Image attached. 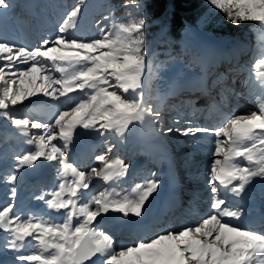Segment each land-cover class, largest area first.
Instances as JSON below:
<instances>
[{
	"label": "snow or ice",
	"instance_id": "snow-or-ice-1",
	"mask_svg": "<svg viewBox=\"0 0 264 264\" xmlns=\"http://www.w3.org/2000/svg\"><path fill=\"white\" fill-rule=\"evenodd\" d=\"M208 3L225 13L232 25L253 22L264 33V0ZM131 4L135 15L126 12L125 19L114 20L110 28H100V35L91 38L69 34L78 27L84 0L67 10L56 34L37 47L18 46L0 33V117L26 138L24 143L35 145L34 151L15 157L14 171L0 176V183L10 185L9 202L0 206V232L7 234L0 247L15 253L19 264H264V216L259 223L249 224L242 219L247 213L240 206L249 186L257 179L264 181V49L256 62L259 86L253 84L249 90L257 110L225 114L228 97L222 95L220 105H216L221 113L218 123L175 129L182 136L197 138V143L215 137L208 178L210 210L198 222L142 238L139 230L146 206L160 181L147 179L135 184L131 192L122 191L112 182L128 175L130 165L124 160L98 154L95 160L99 166L90 170L71 161L69 146L77 129L104 137V143L119 138L121 144L137 124L141 131L155 136L174 131L163 126L166 97L157 93L155 98L160 103L151 102V81L162 65L148 59L147 22L139 14L143 0H131ZM12 7L11 0H0V15ZM45 61L55 67L59 77L49 71ZM179 88L178 83L170 84L166 95L176 94ZM74 93L78 94L76 102L48 122L13 115L9 110L37 95L57 101L62 97L72 100ZM180 115L175 124L181 122ZM30 129L39 131L31 133ZM55 141H61L62 146ZM115 146L110 144L108 153ZM41 160L53 166L58 184L35 197L44 202L48 212L29 211L25 215V210L17 211L15 204L19 174ZM94 179L109 187L92 193ZM221 189L225 190L223 198ZM229 194L235 202L229 201ZM109 213L119 214L115 220L120 227L138 233L133 243L115 246L112 232L105 230L104 218ZM26 244L34 248L30 254L22 252Z\"/></svg>",
	"mask_w": 264,
	"mask_h": 264
},
{
	"label": "rangeland",
	"instance_id": "rangeland-1",
	"mask_svg": "<svg viewBox=\"0 0 264 264\" xmlns=\"http://www.w3.org/2000/svg\"><path fill=\"white\" fill-rule=\"evenodd\" d=\"M28 0H11L14 6H19V11L13 10V7L7 11L6 14L0 15V33L6 35L10 42L18 46L37 47L43 39L54 36L58 29L65 12L74 6L73 0H50L45 6H37L34 9H24ZM87 2V0H86ZM88 5H84L86 8ZM26 8V7H25ZM44 8V9H43ZM86 8H83L82 13L85 15ZM24 9V11H23ZM43 9V12L41 11ZM90 12V10H88ZM21 17L24 20L18 21ZM102 17V16H101ZM55 18V20L53 19ZM98 18V16L96 17ZM95 18V19H96ZM81 15L78 22V27L69 34L77 35L85 38L99 36L100 28H110L113 21H120L118 18L109 17L108 20H102L100 23L91 26H85L80 32ZM208 35V34H207ZM210 36V35H208ZM200 35L196 37H185L182 39L185 48L200 49L201 46L217 43V39L210 42V37ZM219 39V38H218ZM238 39L222 40L221 44L227 47H235L236 44H241ZM209 44V45H207ZM204 47H202L203 50ZM261 50H258L257 55L250 61L245 70V74L235 77L230 80L226 86H222L217 94L209 96L208 102L201 99L190 98V93H183L181 96H165L163 100V118L164 127H173L174 131L166 135L155 136L147 131H141L139 124L135 125V131L127 136L124 143H119V138H113L104 143L105 138L99 137L97 134L85 131L84 129H77V135L72 145L69 146V156L71 161L81 169L90 170L92 166H99L95 160L98 154H106L112 158L122 159L130 165L128 175L121 181L112 182V186L119 190L131 192L132 188L137 183H142L147 179H158L160 187L158 191L150 198L147 204L143 220V227L139 230V235L142 238L148 239L155 235L157 232L166 229H179L185 224H194L198 222L201 215L210 210V188L208 185L209 170L211 162L214 159L210 155L214 151V136H208L196 142L195 137H185L176 131V128H186L188 126H211L216 124L221 119V113L216 105H220L222 95H227V107L223 109L225 114H246L250 111L257 110L254 103L249 98V90L251 85L259 86V81L256 77V62L261 58ZM221 53H225L221 49ZM3 63V62H0ZM48 65L49 71L59 77L55 67L49 62L45 61ZM17 67L23 68L24 65ZM186 84L192 86L198 85L197 75L194 74L190 78H182ZM169 82V80H167ZM152 85V84H151ZM155 93L151 91L152 103L159 104L160 101L155 97L157 93L163 95L168 92L169 85L167 84L165 90L158 92L157 85ZM203 88V86H202ZM153 87H151V90ZM227 89H232L228 92ZM153 92V93H152ZM222 93V94H221ZM72 100L62 97L60 100L53 101L48 97L37 95L30 97L21 105L11 106L15 114L19 111H28L31 119L50 121L54 114L60 110H67L70 108L78 98V94H71ZM184 96V97H183ZM172 99V100H170ZM172 101L170 107L168 102ZM193 101L194 103L188 104L186 102ZM215 102V104H214ZM208 106H207V105ZM180 113V123L175 124L174 121L177 114ZM1 127L6 134L5 142L2 144L0 152L8 163V169L2 170L0 166V176L3 174L14 171L15 157L22 155L25 151L35 150V145H28L24 143L25 137L20 136L19 132L14 129L10 123L1 117ZM132 127V126H130ZM159 127V125H158ZM39 130L30 129L31 133H36ZM109 134H106L108 136ZM58 145L62 146L61 141H55ZM110 144H115L111 153L107 149ZM5 147H8L5 148ZM81 159H85L83 164H80ZM36 167V166H35ZM33 167L29 178H24L22 170L19 174L20 179L17 182V196L15 199L16 210H25V215L29 211H44L48 212L46 205L43 201L35 199L37 195L48 193L52 191L58 184L56 173L52 165L45 161H38L37 167ZM37 169L40 171L38 175ZM155 173V177L151 174ZM109 185H105L103 181L93 180L90 185L92 193H98ZM219 187V185H217ZM10 185L0 183V206H3L8 201V191ZM220 197L224 196L220 193ZM49 198V197H46ZM177 201V204L175 203ZM246 204L250 203V209L246 210V215L242 218H254L264 216V181L259 179L255 180L249 186L247 193L242 199ZM235 202V201H234ZM240 206L243 205L240 203ZM244 208V207H243ZM54 216H60L62 213H53ZM114 216V217H113ZM119 217L117 213H109L104 218L105 230L112 232L114 236V244L119 248L122 244L127 245L133 243L137 239L138 233L131 232L129 228L120 230L122 235L117 236L120 226L116 223L115 218ZM147 218V219H146ZM100 219V218H98ZM122 219V218H121ZM133 221L135 218H131ZM137 233V234H135ZM6 233H0V246L5 243ZM126 236V237H125ZM34 244V242H33ZM6 248L0 247V264L12 258L13 261H8L5 264H19L15 261V255L5 250ZM25 254H30L34 248L25 245L23 248ZM15 254V253H14ZM8 255V256H6ZM6 256V257H4ZM11 256V257H10ZM8 258V259H7ZM6 259V260H5Z\"/></svg>",
	"mask_w": 264,
	"mask_h": 264
},
{
	"label": "trees",
	"instance_id": "trees-1",
	"mask_svg": "<svg viewBox=\"0 0 264 264\" xmlns=\"http://www.w3.org/2000/svg\"><path fill=\"white\" fill-rule=\"evenodd\" d=\"M49 1L28 0L24 9L26 11L37 6H45ZM73 1L74 5L79 2V0ZM88 1L89 7H83L86 8L85 15L81 14L83 19L80 32L85 26H91V20H94L93 25H96L104 21L105 16L121 20L126 18V12H132L133 15L136 12L131 0H87V2L84 0V5L87 6ZM125 4L128 5L127 8ZM143 4L144 8L139 14L145 17L147 22L145 38L148 59L162 65L156 69L155 77L151 81L153 87L151 91L154 93L156 85L160 92L165 90L167 84L178 83L180 88L176 94L166 95V92L164 96L177 97L185 92L190 93L192 100L201 99L211 103L208 102V97L217 94L222 86H226L235 77L239 75L243 77L248 61L257 55L259 49H264V33L255 23L247 22L234 26L226 19L225 13L214 9L208 0H143ZM17 8L20 9L16 5L11 11H19ZM24 18L21 17L18 21ZM200 35L210 37V42L217 39V43L207 44L208 49L206 48L208 46L202 45L203 54L198 52L200 49L185 48L182 39ZM227 39H238L242 43L236 44L235 47L223 46L221 41ZM221 49L224 50V54L221 53ZM194 74L197 75L198 85L192 86L182 80ZM168 104L170 107L172 101ZM10 112L13 115L29 114L28 111H19L16 114L12 110ZM6 134L0 123V149L5 142ZM0 166L2 170L9 168L1 152Z\"/></svg>",
	"mask_w": 264,
	"mask_h": 264
},
{
	"label": "bare ground",
	"instance_id": "bare-ground-1",
	"mask_svg": "<svg viewBox=\"0 0 264 264\" xmlns=\"http://www.w3.org/2000/svg\"><path fill=\"white\" fill-rule=\"evenodd\" d=\"M80 161V164H83V161H86L85 159H81V160H79ZM220 193L224 196L225 195V190L224 189H221V191H220ZM228 199H229V201L230 202H234V201H236V198H234V197H231V195L229 194L228 195ZM243 199H244V197H243ZM175 203L177 204V201L175 200ZM241 204L243 205V207H244V209L245 210H248V209H250V207H251V205H250V203H248V204H246L243 200H242V202H241ZM114 217V216H113ZM245 222H247V223H249V224H251V223H259V221H258V216H256V217H254V218H247L246 220H244ZM233 223H235L236 221H232ZM124 228H122V227H120V229L118 230V234H117V236H120V235H122V232L120 231V230H123ZM133 230H131V232H132ZM133 232H135V231H133ZM135 234H137V233H135ZM126 237V236H125ZM6 250V249H5ZM24 249H22V252H24L23 251ZM7 251V250H6ZM11 254H13V255H16V254H14V253H11ZM6 256H8V255H6ZM6 256H4V257H6ZM9 257V256H8ZM11 257V256H10ZM1 259V258H0ZM8 259V258H7ZM6 260V259H5ZM8 261H13L12 260V258H10V259H8V260H6L5 262H3L2 264H5V263H8Z\"/></svg>",
	"mask_w": 264,
	"mask_h": 264
},
{
	"label": "water",
	"instance_id": "water-1",
	"mask_svg": "<svg viewBox=\"0 0 264 264\" xmlns=\"http://www.w3.org/2000/svg\"><path fill=\"white\" fill-rule=\"evenodd\" d=\"M35 167V166H34ZM36 167H37V165H36ZM35 167V168H36ZM32 169L33 168H24V169H22V174H23V177L24 178H29V175H30V173H31V171H32ZM37 174L36 175H38L39 173H40V171L37 169V172H36ZM147 209V208H146ZM147 212H148V209H147ZM147 219V218H146ZM1 233V232H0Z\"/></svg>",
	"mask_w": 264,
	"mask_h": 264
}]
</instances>
